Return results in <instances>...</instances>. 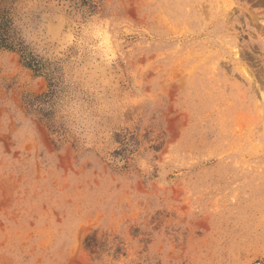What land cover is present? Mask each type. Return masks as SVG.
I'll return each mask as SVG.
<instances>
[{
	"label": "rangeland",
	"instance_id": "1",
	"mask_svg": "<svg viewBox=\"0 0 264 264\" xmlns=\"http://www.w3.org/2000/svg\"><path fill=\"white\" fill-rule=\"evenodd\" d=\"M0 36V264H264V0H0Z\"/></svg>",
	"mask_w": 264,
	"mask_h": 264
},
{
	"label": "trees",
	"instance_id": "2",
	"mask_svg": "<svg viewBox=\"0 0 264 264\" xmlns=\"http://www.w3.org/2000/svg\"><path fill=\"white\" fill-rule=\"evenodd\" d=\"M2 38H3V37L0 36V45H6V46H8V43H6L5 40L2 39Z\"/></svg>",
	"mask_w": 264,
	"mask_h": 264
},
{
	"label": "bare ground",
	"instance_id": "3",
	"mask_svg": "<svg viewBox=\"0 0 264 264\" xmlns=\"http://www.w3.org/2000/svg\"><path fill=\"white\" fill-rule=\"evenodd\" d=\"M231 1H229V3H230ZM232 3V2H231ZM232 5H233V3H232ZM223 10H226V9H223ZM254 15V14H253ZM249 16H250V14H249ZM163 18V17H162ZM252 18V17H251ZM257 25V24H256ZM184 26V25H183ZM258 26V25H257ZM185 27V26H184ZM262 27V26H261ZM183 28V27H182ZM261 29V28H260ZM183 30H185V29H183ZM260 31V30H259ZM258 31V32H259ZM182 32V31H181ZM263 36V35H262ZM174 71V70H173ZM176 71V70H175ZM177 75H178V73H177ZM180 75V74H179ZM248 76V75H247ZM236 77V76H235ZM180 80V79H179ZM188 83V82H187ZM243 93V92H242ZM254 117V116H253ZM253 119V118H252ZM248 121V120H247Z\"/></svg>",
	"mask_w": 264,
	"mask_h": 264
}]
</instances>
